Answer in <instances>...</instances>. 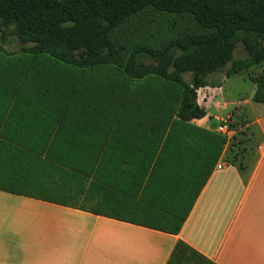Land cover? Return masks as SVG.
Wrapping results in <instances>:
<instances>
[{
    "label": "crops",
    "instance_id": "obj_1",
    "mask_svg": "<svg viewBox=\"0 0 264 264\" xmlns=\"http://www.w3.org/2000/svg\"><path fill=\"white\" fill-rule=\"evenodd\" d=\"M259 90L256 100L210 101L204 89L205 115L189 122L169 114L167 98L149 96L110 116L81 118L87 112L73 107L76 119L59 128L50 102L1 98L0 133L63 138L67 153L96 156L84 164L96 201L75 203L67 181L49 180L48 196L42 180L32 192L0 185V264H264V83ZM238 104L256 144L228 163L209 117ZM9 201L20 205L7 211Z\"/></svg>",
    "mask_w": 264,
    "mask_h": 264
},
{
    "label": "rangeland",
    "instance_id": "obj_2",
    "mask_svg": "<svg viewBox=\"0 0 264 264\" xmlns=\"http://www.w3.org/2000/svg\"><path fill=\"white\" fill-rule=\"evenodd\" d=\"M206 1L214 10L232 11L245 16L253 12L256 4L255 0ZM27 24L31 27L43 26L40 33H35L37 42L31 40L21 43L14 25L0 23V100L3 98L12 102L13 99L22 101L23 98L32 105L50 102L57 109L58 128L64 126L66 119H76V115L71 118L69 114V109L72 110L73 107L87 112H81V118L110 116L115 110L121 112L122 107L145 103V98L149 96L167 98L169 114H176L183 96L182 87L157 75L141 79L131 78L126 75L124 66L131 67L134 72L152 69L171 72L181 68L183 80L189 89L193 90L191 99L199 106H203L201 91L204 89L203 92H208L203 93L208 95L204 99L208 98L210 101L214 95L224 101L245 97L254 100L260 98L259 89L264 83V60L259 63L250 62L236 74L225 77L223 70L219 72L207 63H200L191 58L189 52L169 46L176 42L184 44L189 37L230 33L234 44V58L256 55L264 51V19L261 20L257 31L245 34L232 29L203 26L190 12L168 13L144 7L109 27L105 39L92 37L99 28V23L71 26L68 47H85L91 52H98L103 44L107 43L112 54L118 58L117 64H100L82 69L59 62L49 53H38L35 47L42 42L52 48L65 44L66 40L57 35L58 30L62 32L65 23L39 17ZM54 25H59V29ZM71 48L69 49L75 52V49ZM212 83H216L215 87ZM241 106L242 104H238L235 109L218 114L217 118L209 117L212 122L209 137L218 143L219 154L224 153L222 160L228 163L240 162L241 154L256 144V132L248 125L249 120L244 117ZM4 107L9 109L5 105ZM9 114L12 116H9L11 126L17 127L19 109L12 107ZM0 124L4 125L5 122L0 121ZM17 134L19 133L13 131L0 133V185L32 192L33 182L42 180L46 190L41 192L48 196L49 180L57 182L59 187H65L67 181L70 188L73 186L75 203L93 206L96 190L89 181L92 175L89 174L92 172H85L84 164L87 167V163L96 156L67 153L63 138L13 137ZM40 144H51L53 147L40 150ZM20 179L23 182L18 188ZM84 196L90 198L89 202L82 200ZM19 205L20 202L9 201L6 210H15ZM25 210L33 211L28 205H25Z\"/></svg>",
    "mask_w": 264,
    "mask_h": 264
},
{
    "label": "trees",
    "instance_id": "obj_3",
    "mask_svg": "<svg viewBox=\"0 0 264 264\" xmlns=\"http://www.w3.org/2000/svg\"><path fill=\"white\" fill-rule=\"evenodd\" d=\"M255 3L253 12L245 16L232 11L214 10L206 0H68L66 2L0 0V23L14 25L17 37L23 44L31 40L36 41L35 33H40V29L43 27H31L27 24L35 18L42 17L48 21L58 20L65 23L62 32L58 30L57 34L66 40L65 44L52 48L49 44L46 45L42 42L39 45L36 44L35 47H37L38 53H49L59 62L82 69L100 64H117L118 58L112 54L107 43L103 44L98 52H91L85 47L77 49L74 46L71 48L72 45L68 47L67 40L71 33V26L99 23L100 26L92 34V37L105 39L109 27L141 8L151 7L154 10L168 13L190 12L203 26L222 30L232 29L250 34L258 30L261 20L264 19V0H255ZM54 27L59 29L60 26L54 25ZM170 47H178L189 52L191 58L200 63H207L219 72L223 70L225 77L236 74L250 62L259 63L264 60V51L244 58H234V44L230 33L189 37L184 44L176 42ZM69 48L75 49V52ZM105 50L107 53L104 54ZM123 68L126 75L134 79L157 75L182 87L183 96L176 112V116L180 120L189 122L205 115L204 108L191 99L193 90L189 89L183 80L181 68H176L171 72H162L159 69L134 72L129 66ZM215 85L216 83H212V86L215 87Z\"/></svg>",
    "mask_w": 264,
    "mask_h": 264
},
{
    "label": "water",
    "instance_id": "obj_4",
    "mask_svg": "<svg viewBox=\"0 0 264 264\" xmlns=\"http://www.w3.org/2000/svg\"><path fill=\"white\" fill-rule=\"evenodd\" d=\"M195 96V94H193Z\"/></svg>",
    "mask_w": 264,
    "mask_h": 264
}]
</instances>
